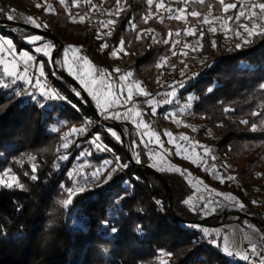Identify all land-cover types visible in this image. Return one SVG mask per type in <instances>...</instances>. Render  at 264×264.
<instances>
[{
	"label": "trees",
	"instance_id": "16d2710c",
	"mask_svg": "<svg viewBox=\"0 0 264 264\" xmlns=\"http://www.w3.org/2000/svg\"><path fill=\"white\" fill-rule=\"evenodd\" d=\"M176 2L179 6L184 5L181 0ZM43 3L44 0H0V9H3L0 18L7 19V15H13L17 17L14 21L26 23V17L32 16L41 24H47L46 28H41L57 36L64 47H79L84 51L83 55L102 69L107 66L112 49L118 47L120 39H124L125 50L121 52L126 62L121 71H131L147 89L154 87L170 91L167 85L192 77L190 71L182 76L179 66L170 61L163 68L157 67L162 56L170 55L171 44L154 43L152 36H155V31L162 39H167L169 30L173 34L182 32L187 24L185 21H172L167 26L166 13L161 9L157 11L155 4L151 8L153 17L145 24L141 17L149 12L146 0H122L121 7L125 10L118 18L114 14L107 17L109 12H115L116 0H92L96 5L94 9L83 2L76 8L72 7V0H67L68 7L60 4L59 0H47L46 7L51 6L52 11L36 7ZM209 5H213V0H205L204 5L191 0L187 12L195 10L204 13ZM69 8L72 15H83L84 22L73 21ZM192 18L187 15V22ZM108 19H116L117 23L110 27L112 35L106 37L110 48L100 50L102 41L97 36L106 33L101 22ZM130 19L137 25L135 31L128 23ZM147 28L153 29L154 33H144L141 39H137V33ZM196 28L198 31L194 37L198 40L199 30L205 32L200 41L204 49L200 53L190 52V55L201 58L204 63L198 65V76L189 79L188 84L179 89V98L184 100L190 94L194 96L191 111L203 120L199 133L208 145L216 148L220 162L236 166L241 179L237 190L241 198L248 201V187L259 185L264 189V130H250L252 123L260 126L264 121V89L260 88V84L264 83V37L253 38V43L236 49L234 45L238 42L228 40L224 32L218 31L213 35L205 26ZM2 34L13 39L18 51L26 49L34 52V46L27 43L26 37L38 33L4 24ZM172 39L175 40V35ZM184 39H180L178 49H181ZM211 40L217 42L215 49L210 47ZM35 55L38 60H46L40 53ZM59 56L60 52L56 58ZM46 72L52 85L71 104L55 100L53 105L46 104L41 108L33 100L22 97H14V102L9 103L6 96L11 90L0 88V169L10 166L26 186V190L0 187V227L6 233V236L0 234V264H160L161 259L168 260L169 264H245L243 261L233 262L215 245L208 247L200 242L199 238L204 237L192 225L223 224V216L229 211L224 208L206 217H202L199 211H192V206L182 202L191 196L192 185L185 175L182 177L176 172L159 170L173 193V209L170 206V191L162 180L134 162L126 169L127 176L115 174L109 183L100 186L104 179L102 176L100 181L88 183L87 187L91 190L77 196L73 205L68 208L59 205L57 200L64 197L60 185L73 186L74 181L68 171L79 150L90 146L82 143L77 149L75 144L83 141L81 138L74 141L69 149L62 150L61 154H70V157L58 168L53 166L59 163L56 161V148L65 132L72 126L82 125V115L98 119L89 104L74 95V90H79L76 86L59 73L52 76L47 65ZM225 107L234 111L225 113ZM253 111H260L261 115L253 116ZM145 117L149 119L148 115ZM62 119L68 123L59 125V132L52 131ZM242 119L248 120L249 124L239 123ZM117 122L127 130L128 144L135 141L138 145L136 151L141 154V164H153L154 160L149 156L148 147L140 139L137 129L127 121ZM101 125L103 129L95 127L94 132H99L101 140L114 151L103 152L101 157L92 151L94 163L99 164L102 158L114 156H119L121 163L129 161L124 145L106 133V126ZM86 136L91 137V134ZM49 144L52 149L47 151L45 149ZM29 154L37 156V181L23 176L24 172L31 175ZM169 156L177 166L202 176L209 183L227 187L231 182L218 180L216 173L209 171L212 167L192 163L185 156ZM125 181L131 187L125 185ZM254 212L255 218L264 221L261 209ZM245 218L261 227L251 218ZM242 219L244 217L237 221ZM73 220L75 224L71 226ZM105 220L109 221L108 227L102 223ZM112 226L119 231L111 233L109 228ZM49 236L51 240L46 241L45 237ZM160 250L173 255L161 257ZM153 258L158 259L152 262Z\"/></svg>",
	"mask_w": 264,
	"mask_h": 264
},
{
	"label": "snow or ice",
	"instance_id": "6c2138e0",
	"mask_svg": "<svg viewBox=\"0 0 264 264\" xmlns=\"http://www.w3.org/2000/svg\"><path fill=\"white\" fill-rule=\"evenodd\" d=\"M60 4L65 5V7H68L67 0H59ZM85 3L91 6V8H96V5L92 3V0H72V7H80L81 3ZM191 2V0H183V7H178L176 9L168 8L165 4V0H146L147 5L149 6V12L147 14H144L141 19L146 24L148 21L153 17V12L151 11L152 6L155 4V8L157 11L160 9H165L168 13H170L169 18L170 19H176L178 21H185L186 15H190L192 17H200L202 14L198 11H191L187 12L188 4ZM197 3L204 5L205 0H196ZM122 0H116V9L114 15L118 18L122 11L125 9L121 7ZM218 4L221 6L222 11L224 13H228L229 10L237 9V3H227L226 0H218ZM47 5V0H44L43 4H37V8H44ZM47 11H52L51 6L46 7ZM14 11V10H13ZM209 11H211V5H209ZM0 12H3V9H0ZM69 16L73 21H76L79 19L80 22H84L85 17L77 15H72L71 8L68 9ZM172 13H175V15H171ZM260 14H264V0H252V2H249L247 7H245V4L243 0H241L239 10L235 16V20L237 22L240 21L241 17H243L245 20L249 21L251 26H249V23L240 24L235 32L234 35L237 37H241L242 43H237L234 45L236 49H239L245 45H249L253 43V38L256 37H264V21L260 23L254 22L255 19L260 18ZM109 16L113 15L112 12L108 13ZM6 18L11 21L14 19H17V17H14L13 15H7ZM220 17H214L213 20H219ZM213 20H210L208 15H204L203 20L201 21L202 24L212 25ZM233 20L232 16H228L227 19L223 22L222 28L225 32L229 31L228 28V21ZM161 22H163V18H161ZM26 23L28 25L34 26L35 28L39 29L41 27H47V24H41L37 21L36 18L32 16L26 17ZM117 23L116 19H108L107 21H102L101 25L103 28H109L110 26H115ZM130 27L135 31L137 28L136 23L133 19L129 20ZM14 31L16 29H13ZM242 30V31H241ZM198 29L196 26L192 27H186L184 29V33L186 36H195L197 34ZM153 32V29L147 28V29H141L140 32L137 33L136 38L141 39L142 34L147 33L151 34ZM208 32L215 34L217 32V28L215 26H210L208 28ZM112 35L111 31H108L106 33H103L102 35H98L97 39L101 40L102 43L100 45V50H106L110 48L109 43L106 40V37H110ZM168 38L167 39H157L155 36H152V40L154 43L157 44H163V45H169L171 44V55L176 56L177 53L174 50L176 48V45L180 43L179 40L172 39L173 35L179 36L180 32L177 31L175 34L171 30L168 32ZM205 36V32L203 30H199V37L200 40L197 41L196 45L193 46L192 44H189L187 42H184L181 47V54L185 57L189 55L187 51H184V49H190L192 53H200L204 49L203 43L200 41L203 40ZM27 43L34 46V52L40 53L45 59L38 60L36 55L30 54L27 50H21L17 52V47L13 42V39L5 36L0 35V66H2V69H0V88L2 89H10V93L6 96L7 102L11 103L14 102V97L19 98L23 96L30 97L39 107L44 108L46 103L53 100H60L66 103L71 104V101L67 99V97L60 94L57 90L52 88V86L48 83V75L49 73L46 72V65L51 71L52 76H57L59 73V70L66 71L70 76L74 77L80 85H82L81 90H74V95L78 98H80L81 101L84 103H87L86 100H84V97L82 96V92H86L88 96L92 98V100L95 102V107L98 109V115L103 120H115V121H128L131 119V123L135 125L136 128L141 127V123H143V128L148 129L150 126L148 123L143 122V115L144 113L138 108H127L125 113H122L119 108H114L113 105L117 104H129L132 103L135 105L137 103L136 100L133 99L134 95L139 98H146L143 100L144 103L151 106V112L152 114H156L158 111V107L161 103L163 104H169L172 103L173 100L170 98H176L178 96V89H183L185 87L186 81L185 80H178L175 81L172 85H167V88L170 89V91H166L162 94L163 99L157 100L153 97V94L146 90L145 87L141 86V83L139 81L134 82L133 84L129 85L127 87L126 95H125V87L123 84H121L117 91L120 95H125V98L123 101L120 100L119 95H116L113 90L112 86L109 83L110 77L113 75V73L108 72L107 69H97V67L92 63L91 60H89L87 55H81V49L79 47H74L72 45H68L67 47H64L60 51V56L58 58H54L53 53L57 49V45L51 41L47 40L46 37L43 35L35 34V35H29L26 37ZM43 42V43H40ZM210 47L215 49L217 47L216 40L210 41ZM125 50V41L124 39H120L118 47H115L111 51V55L118 56L121 51ZM230 51L232 49H229ZM10 57V58H9ZM169 57L167 55L162 56L160 58V62L157 64L158 68H163L166 64H168ZM201 63H204V61H201ZM23 65V67H21ZM173 68H175V65H172ZM187 67V65H185ZM30 69H36L38 71V75L35 72H30ZM114 73L120 74L118 76V80L121 82L128 81L129 77L133 75L131 71L128 72H121L120 68L114 69ZM180 74L183 76L184 71L181 70ZM196 73H193L192 77H189V79L194 78ZM23 82V85L18 84V82ZM28 87H24V86ZM15 86V87H14ZM260 88L264 89V83L260 84ZM100 89H103V92L100 91ZM209 92L212 91L211 88L208 89ZM37 93L39 95H37ZM192 97H188V103L185 104L182 108L179 109L180 112H183L191 107V101ZM75 107V105H73ZM234 111V109L225 107L224 112H230ZM134 113V116L130 117L128 114ZM171 116L175 117L176 112L170 113ZM253 116L259 117L261 115L260 111H253ZM137 118H139L140 122L138 123ZM177 122H180L177 120ZM67 120H61L58 122L59 125L67 124ZM91 123V121L85 120V126L76 127L73 126L69 129V131L65 132L61 138L62 142L59 144V146L56 148L57 156L56 161L61 160H67L68 154H61L62 150L69 149V146L73 143V138L77 136H81L88 132L87 124ZM239 123L248 125L249 121L246 119H242L239 121ZM54 132H59L60 128L59 126H55L51 129ZM250 130L253 132L264 130V121H261V125L258 126L256 123H252L250 126ZM106 133L110 134L111 137H113L117 142L123 144L124 141L121 138V135L118 133L117 130H115L112 127H105ZM127 130L125 129V132ZM168 138L169 142L175 145L176 148V155H181L183 149H181L180 145L176 143L177 137L173 136V133L171 131H165L164 133ZM155 138V143L163 147V143L161 141V137L158 133H151V136ZM140 139H143V136L140 137ZM178 139L182 141H188L189 137L186 135L180 136ZM88 144L90 145V148H94L97 152H113L114 150L109 147V145L105 144L100 137L99 132L93 134L91 138L88 139ZM199 146V145H198ZM128 147L131 152V159L127 162L121 163V158L119 156H114L113 159H104L102 161V164L100 167H95L90 174L85 173L84 176V182L81 183L79 180L74 179L73 186L69 187L64 184L60 185L61 193L65 197L63 199L57 200V203L61 205L63 208H68L69 206L73 205L74 199L85 193L88 190H91L87 187L89 183L88 177L90 176L91 182L96 183L100 181L101 177H104L103 183H108L113 179V175L117 173L120 170L127 169L132 162L135 163H141V154L136 151V148L138 145L135 141H132L128 144ZM203 147V154L204 155H211L212 149L208 146H202ZM93 153L91 150H87L81 155H88L91 156ZM154 155V153H149V156ZM185 159H188L189 157H184ZM213 160H215V157H211ZM202 159V157H201ZM37 160L36 155L29 154L28 155V161L31 162V175L29 172H24L23 176L28 177L31 181H37L39 179L37 175V170L39 165L35 163ZM199 160H193L192 163H199ZM115 163V166L113 164ZM54 167H59V163H54ZM151 167L155 168L156 164H151ZM85 165H80V170L83 172ZM110 169V171H109ZM165 169H161V171H164ZM172 172L179 173L182 177L187 172L186 169H182L181 167H173L170 169H167ZM213 172L216 173V178L220 180L222 183L225 182V180L231 181L235 179L234 176H225L223 174H220L219 171L215 168V166L211 169ZM77 175L75 171H72L69 173L70 178H74ZM187 175H191L190 172L187 173ZM136 179H139L138 177ZM191 183V181H188ZM125 183H128L125 181ZM202 183V181H201ZM100 186H103V184H100ZM131 187V185H129ZM0 187H6L8 189H20V190H26V186L24 183L21 182L20 176L17 175L15 172H13L12 168H5L0 169ZM211 192H216L215 189H210ZM124 195L121 196V198H124ZM217 196H223L225 201H228L230 203L228 204H220L219 202H214L212 200L205 201L203 197H200V199L203 202V206L200 208H197L195 205L192 206L191 210L194 212L199 211L201 214L207 216L211 213H215L218 208H225V207H239L240 209H245V205L234 195L223 192H216ZM186 205H190L191 198L186 199L182 201ZM158 204L162 203L160 201H157ZM252 203H257L256 201H252ZM18 207H20L18 205ZM102 223L108 227L109 221L105 220L102 221ZM192 227L195 228H201V231L203 233V237L205 239L211 238L209 242L211 244L216 245L217 247H220V241L216 239L213 236V232H216V236H219V232L217 230H209L208 228L201 227L200 225H192ZM137 230H140V226H137ZM109 231L111 233H117L119 230L115 226H112L109 228ZM0 234H3L6 236V233L3 232L2 227H0ZM222 251L225 253L228 257L238 256L243 261H249L250 260V254L248 252H240V251H233L232 247L229 245L228 237H224L223 239V245H222ZM251 252L252 254L259 256V264H264V255H260L256 251V245L253 244L251 246ZM173 254L171 252H167L164 250H160V256L161 257H171ZM160 264H169L168 260L161 259Z\"/></svg>",
	"mask_w": 264,
	"mask_h": 264
},
{
	"label": "rangeland",
	"instance_id": "374dc122",
	"mask_svg": "<svg viewBox=\"0 0 264 264\" xmlns=\"http://www.w3.org/2000/svg\"><path fill=\"white\" fill-rule=\"evenodd\" d=\"M176 1L175 0H167V2H165V4L168 8H172V9H176L178 7L184 6V5H182V6L177 5ZM181 1H183V0H181ZM226 2L227 3H232V2L237 3V9H232V10H229L228 13H224L222 11L221 6L218 4V0H213V5L211 6V11H209V9H208L204 13L200 12L202 14L200 17H193L190 21H188L186 23L187 25H185L183 30L181 29L182 32H180V35L178 37L175 36V40L180 41V39L182 37H184L185 38L184 42H187V43L195 46L196 41L198 39H197V37H194V36H191V37L186 36L184 33V29L186 27L205 26V27L209 28L210 26H215L217 28V32L218 31L224 32V30L222 28V24L227 19L228 16H232L233 20L228 21V28L230 30L227 31V33L225 35H226L228 40L235 39L238 43H242L243 41H242L241 37L235 36L234 32H235L237 26L240 24L249 23V26H251V24L249 21L245 20L243 17H241L239 22H237L235 20V16L239 10L241 0H226ZM243 2L245 4V7H247L248 3L252 2V0H243ZM161 10L166 13L165 18H166V20H168L167 26L170 25L172 23V21H178L176 19H170L169 18L170 13H168L165 9H161ZM112 13L114 14L115 12L112 11ZM171 15H175V13H172ZM204 15H208L210 20H213L214 17H220V19L219 20H213L212 25L202 24L201 21L203 20ZM107 17H113V15H111V16L108 15ZM186 20H187V15H186ZM262 21H264V14H260V18L254 20V22H256V23H260ZM110 27L109 28H103V31L104 32L110 31ZM158 33L155 31L154 35L157 37V39H162L161 35ZM0 35H3L2 32ZM7 37H9V36H7ZM23 50H26V49H23ZM172 50L173 49H171L170 55L168 56L170 58L169 61L172 64H176L184 72L190 71L192 73V75H193V73H196V74L200 73V71H199L200 68L198 65L202 61L201 58L196 59L193 56H191L190 55L191 54L190 49H184V51H187L189 53V55L187 57L183 56L181 54V49H178V44L176 45V48L174 49L177 53L176 56L171 55ZM17 52H19V51L17 50ZM29 52H30V54L35 55V52H31V51H29ZM83 53H84V51L81 49L80 54L83 55ZM36 54H39V53H36ZM125 62H126L125 56H123L122 52H120L118 56L111 55V57L107 63V66H103V69L110 70L111 73H113V75L115 76L116 82H110L109 81V83L112 86L113 92L116 95H119V98L121 101L124 100V98H123L124 95H120L119 92L117 91L118 87L121 84H123L125 87V95H126L127 87L129 85L133 84L136 81H139L141 83V81L138 80L133 75L131 77H129L128 81L121 82L118 80V76L120 74L114 73V69L123 68L125 66ZM185 65H187V67H185ZM96 67H97V69H102L99 66H96ZM0 69H2V66H0ZM31 70L35 71V69H31ZM31 70H30V72H32ZM121 72L123 73V72H128V71H121ZM36 74L38 75V71ZM197 76L198 75H196L194 78H196ZM189 77H185L183 79L186 81V84H188V82H189ZM194 78H192V79H194ZM166 80H169V78H167ZM48 81L50 82V85L52 86V88L57 90L52 85V82L49 79V77H48ZM18 84L23 85V82L22 81L18 82ZM141 86L144 87L142 85V83H141ZM24 87H27V86L25 85ZM146 90L151 92L155 99L161 100V101L163 99L162 94L164 92H166L165 90H160V89H157L154 87H149V89L146 88ZM100 91L103 92V89H100ZM178 93H179V89H178ZM37 95H39V94L37 93ZM190 96L192 98L194 97L192 94L188 95V97H190ZM22 98L24 100H32L30 97L27 98L26 96H23ZM133 99L137 101V103L135 105H133L132 103H129L127 105L121 103V104L113 105V107L119 108V110L122 113H125L127 108L138 107L144 113L143 122L149 124L150 127L148 129L143 128V123H141L140 128H136L135 125H133L131 123V119H129L127 122L131 123L137 129L140 136H143L142 140L145 143V145L148 147L149 153H154V155H152L151 157L154 160V164H156V167H155L156 169L167 170V169H170L173 167H180V166H177L175 163H173L170 156H169V155H176V148H175L174 144L169 142V138L164 134L165 131H171L173 133V136L177 137L176 143L180 145L181 149H183L181 155H176V156L189 157L188 159L190 161L199 160L200 162L195 163V164H199L202 167L206 166L203 155L200 154L194 146L186 144V143H184V141L178 139L180 136L186 135L190 132H192V133L193 132H199L201 126L203 125L202 118L198 119L197 115L193 111H191V107L188 108L187 110L183 111V112L179 111L180 108H182L185 104L188 103V98L184 99V100L180 99L179 94L176 98H170L169 97V99H172L173 102L169 103V104L161 103L160 106L158 107V111L156 114H152L151 106L144 103L143 101L142 102L139 101L140 99L144 100L146 98L137 99V97L134 95ZM54 102H55V100L49 101L46 104L47 105H53ZM62 103H65V102L62 101ZM191 106H192V101H191ZM160 108H162V109H160ZM172 112H176L175 117L170 115V113H172ZM128 115L130 117H132V116H134V113H129ZM145 115H148L149 119H147L145 117ZM81 118H82V125L81 126H85V120L91 121V123L87 124V127L89 129L87 133L73 138L72 144H74V141H76L77 139H80V138H81V141H83V142H79V143L75 144V147L77 149L81 146L82 143H85V144L88 143L87 141L91 137H87L86 135L88 133H90L91 136L93 134H95V132H94L95 127H99V129H101V130L103 129V128H101L102 123L99 120H96L95 118H93L91 116H87V115H82ZM177 120H179L180 122H177ZM137 121H138V123L140 122L139 118H137ZM115 122H117V121H115ZM57 126H59V124H57ZM81 126H79V127H81ZM53 127H55V126H53ZM153 132L158 133L160 135L161 141L163 143L162 148L155 143L154 137L149 139V137L151 136V133H153ZM125 133H126L127 139H128L127 131ZM51 149H52V145L49 144L48 149L46 148L45 150L50 151ZM87 150L93 151L99 157H101L103 154V152H97V151H95L94 148H89L88 146L83 148V149H80L77 157L75 158V160H74V162L70 168V170L68 171V174L72 171H75L77 173V175L73 178V181L75 179V180H79L81 183H83L84 178H85V176H84L85 173L90 174L91 171L95 167H100L102 164V161L104 159H113L112 157L102 158L100 160L99 164H95L94 160L92 158V155L91 156L81 155V153H83ZM69 157H70V154H68V158ZM201 157H202V159H201ZM66 161L67 160H61V161H59V164L66 163ZM81 164L85 165L83 172H81V170H80ZM220 164L226 170V172H227L226 176L230 175V176L235 177V179L231 180L230 184L227 187L223 186V185H215L213 183H209V182L205 181V179L202 176L196 175V174L191 173V172H190L191 175L189 176V175H187V173L189 172L187 170V172L185 173V176H186L188 181H191L190 184L192 185V188H193V192L191 193V196L189 197V198H191V202H192L190 204V206L195 205L197 208L202 207L204 201H202L200 199V197H203L205 201L212 200L214 202H219L220 204L230 203L228 201H225L223 196H217L216 195V192H223L226 194L230 193V194L236 196L245 205L244 212H245V210H247L254 215L255 214L254 211L256 209H261V211L264 213V189L262 188V186L255 185V186L248 187L246 190V194L248 195L250 200L247 201L245 199H242L241 194L237 190V188L241 182V179L237 174L236 166H230L224 162H220ZM113 166H115V163L113 164ZM9 167L10 166H8L7 168H9ZM211 169H209V171L213 172ZM109 171H110V169H109ZM120 173L125 174V176L128 175L126 169L120 170L115 174L117 175ZM88 179H89V183H91L90 176L88 177ZM103 181H104V179H103ZM103 181L100 184H103V185L106 184V183H103ZM201 181H202V183H201ZM124 184L129 185L128 183H124ZM210 189H215L216 192H211ZM113 196H114V193H113ZM63 198H65V197H63ZM252 201H256L257 203L254 204V203H252ZM225 208L229 211V213H227V215H225V219H224L223 224L219 225L217 223H214V224H212V226H201L204 228H208L209 230H217L219 232V236H216V232L214 231L213 236L220 241V245H221L219 247L220 250L222 251L223 239L226 236V237H228L229 245H230V247H232L234 252L235 251H240V252L246 251L250 255H252L251 246L253 244H255L256 245V251L258 253H260V255H264V229H263L262 225L260 227L245 217H244V219H242L240 221H233L232 215L230 214L233 211V208L232 207H225ZM222 209H224V208H218V210H222ZM217 211L215 213H217ZM211 214H213V213H211ZM211 214H209V215H211ZM209 215H207V216H209ZM202 217H206V216L202 214ZM74 224H75V220L72 221L71 226H74ZM196 229L198 230L199 235H201L203 237V233L201 231V228H196ZM210 239L211 238H208V239L201 238V237L199 238L200 242L202 244L208 246V247H211V245H214V244H211L209 242ZM226 257H228V256L226 255ZM226 257H224L225 260L227 259ZM256 257L259 259V256H256ZM158 258H160V257H158ZM158 258H153L152 262H155L156 259H158ZM228 258H230L233 262L234 261H239V262L242 261L238 256H233V257H228ZM228 262L232 263L231 261H228Z\"/></svg>",
	"mask_w": 264,
	"mask_h": 264
},
{
	"label": "water",
	"instance_id": "95a60500",
	"mask_svg": "<svg viewBox=\"0 0 264 264\" xmlns=\"http://www.w3.org/2000/svg\"><path fill=\"white\" fill-rule=\"evenodd\" d=\"M0 24L1 25L8 24V25L18 26V27H22V28H27V29H30V30L38 33V34L47 36L48 38L52 39L57 44V49L53 53L54 58H56L57 53H59L61 51V49L64 48V43L57 36H54L53 34H51L50 32H48L47 30H44L42 28L37 29L34 26L28 25L26 23L14 21V20L9 21L8 19H2V18H0ZM59 74L62 75L70 83H72L74 86H76L79 90L82 89V86L79 84V82L75 78H73L72 76H70L66 71L59 70ZM82 94L85 97L87 103L89 104L90 108L94 112V114L97 117V119L104 126H106V127H112V128H114L115 130L118 131V133L121 135L122 140L124 141L123 145H124V148L126 150V153H127L128 157L131 159V155L132 154H131L130 149L128 147L127 135L125 133V130L121 126V124L118 123V122H112V121H109V120H103V119H101V117L98 115V109L95 107V103L93 102V100L91 99V97L88 96L86 92H82ZM135 164L138 167H140V168H142L144 170H147V171H149V172L157 175L162 180V182L164 183V185L170 191V206L173 209V193L171 191L169 182L167 181V179L165 178V176L159 170H157L156 168H153V167H151V166H149L147 164H141V163H135ZM238 214H239V218L240 217H248V218H251L254 222L262 225V227L264 229V221L255 218L253 215H248L245 212H238ZM225 215H227V214H225ZM225 215L223 217H225ZM178 218H180V217H178ZM199 222H202V220H199Z\"/></svg>",
	"mask_w": 264,
	"mask_h": 264
},
{
	"label": "built area",
	"instance_id": "2783aa9c",
	"mask_svg": "<svg viewBox=\"0 0 264 264\" xmlns=\"http://www.w3.org/2000/svg\"><path fill=\"white\" fill-rule=\"evenodd\" d=\"M73 15H77V17L81 16V14H79V13H73ZM77 20H79V19H77ZM1 32H2V25L0 24V34H1ZM21 67H23V65H21ZM31 71L37 73L36 71H33V70H31ZM108 72L111 73L110 70H108ZM115 80H116L115 76L112 75L110 77L109 81L115 82ZM48 83L50 84L49 81H48ZM123 98H125V95ZM139 101L142 102L143 100L140 99ZM186 136L189 137V140L184 141V143L194 146L196 148V150H198V152L203 155L206 166H208V167L215 166V168L219 171L220 174H223L225 176L227 175L226 170L220 164V161H219L218 156H217V151H216V148L214 146L208 145L206 140L204 139V137L199 132H193V133L190 132V133L186 134ZM202 146L210 147L212 149L211 155H204ZM212 156L215 157V160H213L211 158ZM232 208H233V211L230 214L232 215L233 221H237L239 219L238 212H244V209H240L239 207H232ZM245 213H247L248 215H253L251 212H249L247 210H245ZM250 257L251 258L249 261H243V260L242 261L245 264H259V259L254 254L250 255Z\"/></svg>",
	"mask_w": 264,
	"mask_h": 264
},
{
	"label": "clouds",
	"instance_id": "9594fccd",
	"mask_svg": "<svg viewBox=\"0 0 264 264\" xmlns=\"http://www.w3.org/2000/svg\"><path fill=\"white\" fill-rule=\"evenodd\" d=\"M45 240L47 241V240H51V237L49 236V237H45Z\"/></svg>",
	"mask_w": 264,
	"mask_h": 264
},
{
	"label": "crops",
	"instance_id": "0c3cea01",
	"mask_svg": "<svg viewBox=\"0 0 264 264\" xmlns=\"http://www.w3.org/2000/svg\"><path fill=\"white\" fill-rule=\"evenodd\" d=\"M43 43V42H42ZM28 87V86H27ZM27 98H29L28 96H26ZM95 103V102H94ZM240 244V243H239Z\"/></svg>",
	"mask_w": 264,
	"mask_h": 264
}]
</instances>
